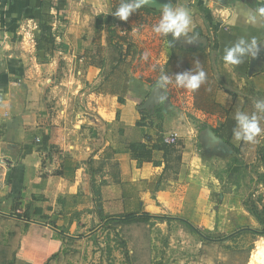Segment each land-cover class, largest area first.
Masks as SVG:
<instances>
[{
    "label": "crops",
    "instance_id": "0c3cea01",
    "mask_svg": "<svg viewBox=\"0 0 264 264\" xmlns=\"http://www.w3.org/2000/svg\"><path fill=\"white\" fill-rule=\"evenodd\" d=\"M169 1L172 6L193 10L188 36L195 40L189 43L182 36L175 44L185 48L208 45L196 59L187 54L173 58L171 47L163 55L154 53L163 56L164 63L172 61L165 72L172 77L173 86L175 74L190 71L199 61L206 81L199 92H191L195 107L224 119L223 113L211 106V87L214 100L230 108L232 116L241 111L250 117L257 111L253 102L262 100L260 94L264 93V26L246 23L245 16L264 5L258 0ZM112 7V0H0V137L1 148L6 150L0 175V236L19 224L49 237L59 231L73 233L83 212L96 213L98 198L104 206L120 203L116 211L106 206L109 215L132 210L140 214L151 207L147 201L153 193H167L163 184L151 188L164 164L139 163L127 148L132 141L148 142L146 134L151 141L158 139L157 129L151 124L139 125L142 115L132 109L149 97L159 75L150 79L136 72L132 66L135 54L127 57L131 61L127 71H121L128 73L127 78L117 76L119 73L110 76V66L116 62L111 61L106 28L98 31L97 27L99 20L105 25L112 23ZM223 8L229 13L225 21L217 13ZM162 9H156L157 16L161 17ZM135 23L134 16L128 18L127 25ZM130 34L135 46H140L145 34L139 35L138 26ZM41 35L53 36L54 44L43 42L46 47L38 48ZM240 37L257 38L261 42L258 54L246 56L239 65L226 64L224 49ZM121 96L125 102L120 101ZM184 114H166L162 133L175 131L185 141L178 178L183 173L187 179L203 183L205 166L190 155ZM46 137L48 143L42 148ZM234 140L235 136V144ZM237 146L242 149V142ZM155 157L161 159V153L156 152ZM90 159L94 166L104 162L103 169L93 172ZM115 162L119 163L121 183L112 179L111 164ZM16 202L21 203L18 212L30 204L42 208L44 214L58 215L56 225L33 210L30 219L12 214ZM187 206L182 205V212L189 214L192 208Z\"/></svg>",
    "mask_w": 264,
    "mask_h": 264
},
{
    "label": "rangeland",
    "instance_id": "374dc122",
    "mask_svg": "<svg viewBox=\"0 0 264 264\" xmlns=\"http://www.w3.org/2000/svg\"><path fill=\"white\" fill-rule=\"evenodd\" d=\"M223 10L219 9L218 15L228 19L229 13ZM160 18L152 15L150 22L138 26L139 35L145 37L140 46L136 45L132 60L136 72L150 79L168 70V61L164 63L163 56H154L156 51L163 55L171 47L169 36L153 31ZM192 66L191 70H195L196 65ZM234 89L231 90L238 93ZM191 92L171 83L153 102L147 103L146 98L132 110L139 111L148 125L152 123L158 136L164 130L166 114L185 112L183 122H188L187 134L190 131L186 141L191 147L190 155L205 166L203 183L187 179L183 173L164 183L167 193H153L147 201L149 210L138 214L147 216V221L127 222L120 213L110 216L106 206L111 207L109 211H116L120 203L104 206L98 198L96 213L90 216L83 212L73 233L59 231L49 237L22 229V224L11 227L0 236V264H261L253 259V254L264 245V228L245 203L250 195L261 202L264 193V135L257 137L259 142L255 144L235 139L236 145L242 142L240 153L229 145L211 142L207 129L213 130L223 119L197 109ZM161 95L166 99L161 101ZM260 98L264 100V93ZM1 145L0 137V175L6 164V150ZM184 203L192 208L189 214L182 212ZM49 254L54 256L50 258Z\"/></svg>",
    "mask_w": 264,
    "mask_h": 264
},
{
    "label": "trees",
    "instance_id": "16d2710c",
    "mask_svg": "<svg viewBox=\"0 0 264 264\" xmlns=\"http://www.w3.org/2000/svg\"><path fill=\"white\" fill-rule=\"evenodd\" d=\"M121 0H112V10L113 12L120 6ZM159 11L155 8L144 5L139 8L136 12L132 13L130 17L134 16L136 23L135 25H127V21L120 20L119 18L112 17L111 24H104V21L99 20L98 23V31L106 28L108 32V46L110 48V57L111 61H115L116 64L111 69V75L114 76L119 73V77L123 76V74L128 76V73H122L121 71H127V67L130 66L131 61H128L127 57L131 55L133 58L136 54V46L133 42L132 35L130 34L131 30L134 26L143 25L147 22L149 16L157 15ZM129 17V18H130ZM169 43L172 49L173 58H180L184 54L190 56V58L196 59L197 56H200L201 53H205L207 51L208 45L203 46L202 44H198L196 47H188L180 46L175 44L171 35L168 37ZM45 42L47 44H54L55 39L53 36L41 35V38L38 40L37 46L38 48L46 47V45H42ZM98 57L97 55H94ZM207 56V55H206ZM100 64H103V58L99 61ZM105 62V59H104ZM172 61H168L166 66H169ZM204 64V63H203ZM213 85V83H211ZM209 85V86H211ZM218 87V83H216ZM208 91H210V100L211 106L215 109L220 110L223 114V121L217 126L214 127L213 130L216 135L220 136L226 143H228L237 153L241 152V146H237L233 143L234 133L233 129L238 128L235 117L231 115L230 108H226L220 103L214 100V89L209 87ZM117 90V89H114ZM118 90H121L118 89ZM126 89H124L125 92ZM121 102H125L123 96L120 97ZM146 118H141L138 121L139 125H145ZM152 124V123H151ZM163 134V133H162ZM162 134L158 136L157 141H151L152 138L150 135L146 134L145 138H147L148 142L143 141H132L127 145V148L133 153L135 159L138 160L139 163L144 161L154 162L156 165L164 164L162 172L155 178H153L151 182V188H159L162 184L166 183L170 179H177L183 165V149L185 148V141L183 138L177 139L175 143H165L162 139ZM49 137H46V140L43 142L44 146L42 148H46V144L48 143ZM151 143V144H150ZM161 153V159H156L155 153ZM110 157V155L108 156ZM89 163H91L93 172L101 171L104 167V162L99 165L94 166V160L90 159ZM111 175L112 179L115 182L121 183L120 176V168L119 163L115 162L111 164ZM262 176L263 186H264V174ZM105 182V181H104ZM260 201L253 199L252 195H250L249 199L246 201V205L250 213L257 219V221L264 228V193L260 197ZM20 202H16L12 211V214H15L19 217L28 218L32 217V214L40 215L43 219H49L52 225H56V220L58 215H48L43 213V209L40 207L32 208L29 204L25 207L22 212H18L17 210L20 207ZM33 210V213H32ZM117 215V214H116ZM111 216V215H110ZM120 217L127 218V222L129 221H147L148 217L143 215H138L136 211H127L119 214ZM107 217V215L105 216ZM56 256V254L54 253ZM52 255L50 258H52Z\"/></svg>",
    "mask_w": 264,
    "mask_h": 264
},
{
    "label": "clouds",
    "instance_id": "9594fccd",
    "mask_svg": "<svg viewBox=\"0 0 264 264\" xmlns=\"http://www.w3.org/2000/svg\"><path fill=\"white\" fill-rule=\"evenodd\" d=\"M151 2L152 0H121L120 6L112 12V15L120 20L127 21L132 13ZM258 3L264 5V0H258ZM192 16L193 10L187 7L166 4L161 11L159 22L153 26V31L165 37L171 34L174 41L184 36L191 43L195 40V37L188 36L193 25ZM245 22L256 26H264V6L249 10L245 16ZM232 23H235V20ZM260 43L255 37L250 39L240 37L231 46L224 49L223 60L229 65H239L246 56L255 57L258 54ZM174 77V83L177 87L191 91L198 90L206 81V73L200 66L199 61L196 62L195 70L177 73ZM171 83H173L172 77L162 70L156 82L157 88L166 91L167 86ZM159 99L163 101L166 96L161 95ZM253 104L257 111L253 112L250 117L244 112H236L235 120L239 131L233 129L236 140L243 139L244 142L251 144L258 143L257 137L264 135V127H262V122H264V100H256ZM261 264H264V261H261Z\"/></svg>",
    "mask_w": 264,
    "mask_h": 264
},
{
    "label": "water",
    "instance_id": "95a60500",
    "mask_svg": "<svg viewBox=\"0 0 264 264\" xmlns=\"http://www.w3.org/2000/svg\"><path fill=\"white\" fill-rule=\"evenodd\" d=\"M219 1L224 2L225 0H219ZM166 4H172V2H170L169 0H152V2L149 3L147 6L155 8V9H160L164 7ZM158 95H159V88L155 87L152 90V93L149 95L147 103L153 102L157 98ZM207 135L209 136L210 141L213 143H222L227 146L229 145L220 136L216 135V133L211 129H207Z\"/></svg>",
    "mask_w": 264,
    "mask_h": 264
},
{
    "label": "built area",
    "instance_id": "2783aa9c",
    "mask_svg": "<svg viewBox=\"0 0 264 264\" xmlns=\"http://www.w3.org/2000/svg\"><path fill=\"white\" fill-rule=\"evenodd\" d=\"M226 17H228V14L226 15ZM223 21H225V18H222ZM35 39V37H34ZM33 37H30V41L34 42ZM162 139L163 142L165 143H175L177 141V139H179V134L177 132H168V133H163L162 134ZM37 141H40V138L37 139Z\"/></svg>",
    "mask_w": 264,
    "mask_h": 264
},
{
    "label": "bare ground",
    "instance_id": "6f19581e",
    "mask_svg": "<svg viewBox=\"0 0 264 264\" xmlns=\"http://www.w3.org/2000/svg\"><path fill=\"white\" fill-rule=\"evenodd\" d=\"M253 259L256 261H264V245L258 247L256 251H254Z\"/></svg>",
    "mask_w": 264,
    "mask_h": 264
}]
</instances>
